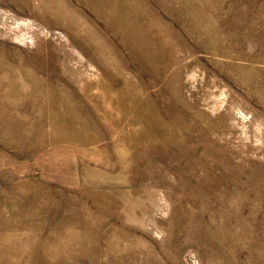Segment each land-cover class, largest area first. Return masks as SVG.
Segmentation results:
<instances>
[{"label":"rangeland","instance_id":"obj_1","mask_svg":"<svg viewBox=\"0 0 264 264\" xmlns=\"http://www.w3.org/2000/svg\"><path fill=\"white\" fill-rule=\"evenodd\" d=\"M0 264H264V0H0Z\"/></svg>","mask_w":264,"mask_h":264}]
</instances>
